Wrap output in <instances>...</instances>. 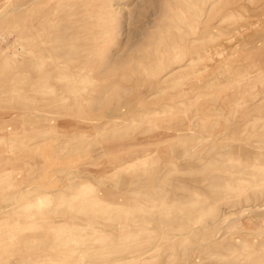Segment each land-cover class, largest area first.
Returning <instances> with one entry per match:
<instances>
[{
    "label": "rangeland",
    "instance_id": "1",
    "mask_svg": "<svg viewBox=\"0 0 264 264\" xmlns=\"http://www.w3.org/2000/svg\"><path fill=\"white\" fill-rule=\"evenodd\" d=\"M0 264H264V0H0Z\"/></svg>",
    "mask_w": 264,
    "mask_h": 264
},
{
    "label": "bare ground",
    "instance_id": "2",
    "mask_svg": "<svg viewBox=\"0 0 264 264\" xmlns=\"http://www.w3.org/2000/svg\"><path fill=\"white\" fill-rule=\"evenodd\" d=\"M32 1V0H31ZM30 2V1H29ZM23 3V2H22ZM28 3V2H27ZM171 76V75H170Z\"/></svg>",
    "mask_w": 264,
    "mask_h": 264
}]
</instances>
